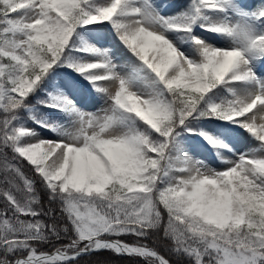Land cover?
<instances>
[{
  "label": "snow or ice",
  "instance_id": "1",
  "mask_svg": "<svg viewBox=\"0 0 264 264\" xmlns=\"http://www.w3.org/2000/svg\"><path fill=\"white\" fill-rule=\"evenodd\" d=\"M97 26L131 54L126 65L80 35ZM261 61L264 5L190 0L166 16L155 0H0V264H80L103 252L143 264H264ZM57 67L107 107H78L53 83ZM42 87L53 90L36 104L62 120L36 114ZM201 119L242 129L255 147L236 152L229 137L193 127ZM185 132L205 140L219 170L182 150ZM161 233L168 256L145 242ZM53 241L52 251L37 247Z\"/></svg>",
  "mask_w": 264,
  "mask_h": 264
},
{
  "label": "rangeland",
  "instance_id": "2",
  "mask_svg": "<svg viewBox=\"0 0 264 264\" xmlns=\"http://www.w3.org/2000/svg\"><path fill=\"white\" fill-rule=\"evenodd\" d=\"M240 5L246 10L251 11L256 8L264 5V0H238ZM157 7L160 9L162 15L173 16L179 11H183L190 0H155ZM174 5H182L183 7H174ZM98 30L87 32L83 29L80 30V35L91 43H96L98 40L101 43L98 46L105 48H110L115 53V60L117 64L122 66L127 64L128 58L131 56L130 53L124 48L118 40L115 39V33L111 30L110 26H97ZM198 35H201L204 39L208 40L210 43L216 44L217 47L225 46L228 41L222 39L221 37L215 36L211 33L203 32L199 27L195 29ZM169 38L173 39L181 51H185L186 54L190 51V46L188 42H183L180 39L179 34L169 33ZM257 74H264V61H261L256 66ZM54 77L53 83L57 86L62 83V85H67V87H61L60 91L64 92L66 95H69L70 98L74 99L78 107H81L85 111L97 112L101 109L107 107L104 100L97 96L96 93L92 90L91 86L87 81H84L82 78L78 77L76 73L72 72L66 67H57L55 71L49 74ZM47 77L45 80L47 81ZM66 88V89H65ZM53 89L51 87L43 88L38 90L34 97L31 98V103L35 105L36 114L48 120H62L63 114L57 113L53 109L44 108L42 105L36 104L37 99L45 98L48 92H51ZM26 122L28 126L35 128L41 136L45 138H54L53 134L46 129L40 128L38 125L34 124L30 119L25 115ZM193 127L203 128L206 131H209L214 136H219L221 139H224L225 136L229 137L232 141L234 150L236 152H243L255 147V144L251 142V138L246 132L242 129H235V126L227 125V122L212 119H201L199 121L193 122ZM230 128L234 130H230ZM202 141V142H200ZM182 150L186 152L189 156L205 160L210 163L211 167L220 169V161L216 159L215 152L212 148L205 142V140L198 135H191L189 133H183L181 137ZM44 207H53V205L48 204L47 201H44ZM59 208L56 209V217H60ZM46 220L48 218H45ZM126 242L134 243V237H126ZM66 241V240H65ZM52 243L37 245L41 251H50L53 250ZM158 245L161 248L169 251L168 244L164 241L162 233L158 238ZM59 246V245H55Z\"/></svg>",
  "mask_w": 264,
  "mask_h": 264
},
{
  "label": "trees",
  "instance_id": "3",
  "mask_svg": "<svg viewBox=\"0 0 264 264\" xmlns=\"http://www.w3.org/2000/svg\"><path fill=\"white\" fill-rule=\"evenodd\" d=\"M44 201H47V199L45 198ZM60 243L59 244L55 243V244L60 245ZM146 243H149L150 246L156 247L161 252V254H164L166 256L169 255V251L165 250L164 248H161L158 245V237L153 236L150 240H147ZM171 260L173 264H175L177 257L171 256ZM80 264H143V260L138 257L136 258L117 257L115 254L103 252L100 254H90L84 256L81 259Z\"/></svg>",
  "mask_w": 264,
  "mask_h": 264
},
{
  "label": "bare ground",
  "instance_id": "4",
  "mask_svg": "<svg viewBox=\"0 0 264 264\" xmlns=\"http://www.w3.org/2000/svg\"><path fill=\"white\" fill-rule=\"evenodd\" d=\"M60 85H62V83H61V84H59V86H60ZM65 89H66V88H65ZM42 137H43V136H42ZM43 138H45V137H43Z\"/></svg>",
  "mask_w": 264,
  "mask_h": 264
}]
</instances>
